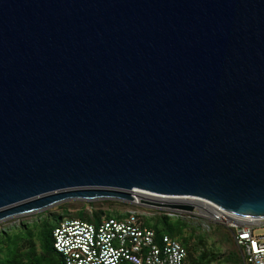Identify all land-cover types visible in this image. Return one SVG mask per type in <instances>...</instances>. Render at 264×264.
I'll return each mask as SVG.
<instances>
[{"label":"water","instance_id":"obj_1","mask_svg":"<svg viewBox=\"0 0 264 264\" xmlns=\"http://www.w3.org/2000/svg\"><path fill=\"white\" fill-rule=\"evenodd\" d=\"M143 191L264 218V0H0V222Z\"/></svg>","mask_w":264,"mask_h":264},{"label":"built area","instance_id":"obj_2","mask_svg":"<svg viewBox=\"0 0 264 264\" xmlns=\"http://www.w3.org/2000/svg\"><path fill=\"white\" fill-rule=\"evenodd\" d=\"M141 193L164 204L188 206L182 201L202 204L207 211L201 209L203 214L199 216L207 223L223 224L230 229L244 264H264V233H255L256 229L264 230V218H239L196 197ZM161 210L175 217L181 213L198 216L176 208ZM146 218L145 213L131 207L122 218H101L98 224L63 219L53 229V248L64 264H188L187 252L181 244L167 235L157 237L145 226Z\"/></svg>","mask_w":264,"mask_h":264},{"label":"rangeland","instance_id":"obj_3","mask_svg":"<svg viewBox=\"0 0 264 264\" xmlns=\"http://www.w3.org/2000/svg\"><path fill=\"white\" fill-rule=\"evenodd\" d=\"M131 207H134L140 213H145L147 216L145 222H148L149 225L156 224L159 229H163L168 222L172 223L174 220L179 219L181 230L176 232L174 238L180 241L185 248L188 256L187 261L189 260L188 264L190 259H200L201 257L203 258L202 264H235L237 258L240 259V264H244L241 250L235 245L230 229L223 224L207 223L199 215L181 213L177 218L170 216L171 213L167 211L150 209L140 205H127L111 200L89 203L68 201L36 214L0 222V230H5L7 233L4 235H9V243L13 250L9 260L15 264H26V256L31 255V257H37L40 264L50 263L49 256L44 253L39 240L41 224L44 218L48 219L47 225L49 228L56 216L64 215L62 219L76 218V213L79 210H82L86 216H89L93 209L98 212L101 210L109 213L117 211L120 214H126ZM65 210L68 211L69 216H67ZM165 218H169L170 221L165 223ZM255 233L262 234L264 230L256 229ZM45 237L41 233L43 241ZM5 248L6 244L2 247L0 246L2 256L5 253ZM28 264L32 263L29 262Z\"/></svg>","mask_w":264,"mask_h":264},{"label":"trees","instance_id":"obj_4","mask_svg":"<svg viewBox=\"0 0 264 264\" xmlns=\"http://www.w3.org/2000/svg\"><path fill=\"white\" fill-rule=\"evenodd\" d=\"M66 212H67V216H69L68 211H66ZM110 213L102 211V210L98 212L95 209H93L91 214L89 216H86L82 210H79L76 213V216H75L76 218H69V219H71V220L78 219V220L85 221V222H88L91 224H98L101 218L120 219L124 216V214H120L117 211H113L111 214ZM63 216L64 215L56 216L53 219V223L51 224V227H49V228L47 225L48 219L44 218L42 220V224H41L42 228H41V231L39 233V240H40V244L42 246L44 253L47 256H49V259H50L49 264H64L61 255L59 253H57L53 248V238H52L53 229L59 224V222L61 221ZM67 216H65V217H67ZM65 219H68V218H65ZM165 219H166L165 223L167 221H170L169 218H165ZM145 226L148 227L149 229L153 230L157 237L167 235L171 238H174V235L176 234V232H179L181 230V223H180L179 219L174 220L172 223L168 222L167 225H165V227L163 229H159L157 227L158 225H156V224H150L149 225L148 222H145ZM6 233L7 232H5V230H0V246L2 247L4 244H6V248L4 249V252H5L4 255L2 256L0 253V264H15L11 260H9L13 250H12L11 244L9 243V235L8 236L4 235ZM41 233H43L44 236H46L44 241L41 239ZM174 239H176V238H174ZM178 242L180 243V241H178ZM180 244L183 247L182 243H180ZM187 259H188V256H187ZM188 261H187V263H188ZM202 261H203L202 257L200 259H198V258H196L194 260L190 259L189 264H202L203 263ZM27 262L28 263L31 262L32 264H40L38 262V258L34 257V256L31 257V255L26 256V264H28ZM235 264H240L239 258L236 259Z\"/></svg>","mask_w":264,"mask_h":264},{"label":"bare ground","instance_id":"obj_5","mask_svg":"<svg viewBox=\"0 0 264 264\" xmlns=\"http://www.w3.org/2000/svg\"><path fill=\"white\" fill-rule=\"evenodd\" d=\"M136 197L134 199V201L136 202H139V199H146V200H150V201H160V200H157L156 198L152 197V196H146V195H143L142 193H136ZM168 201V200H167ZM161 202H166V201H161ZM179 202V201H177ZM184 203H187V205L191 206V210L187 211V210H184V212H188V213H194L196 215H201L203 214V212L201 211V209H205V211H207V209L200 203H196V202H188V201H182ZM190 203V204H189ZM207 213V212H206Z\"/></svg>","mask_w":264,"mask_h":264},{"label":"flooded vegetation","instance_id":"obj_6","mask_svg":"<svg viewBox=\"0 0 264 264\" xmlns=\"http://www.w3.org/2000/svg\"><path fill=\"white\" fill-rule=\"evenodd\" d=\"M100 201H104V200H100Z\"/></svg>","mask_w":264,"mask_h":264}]
</instances>
